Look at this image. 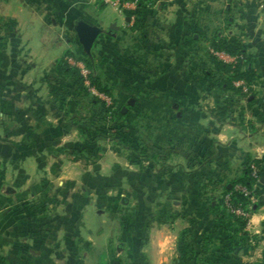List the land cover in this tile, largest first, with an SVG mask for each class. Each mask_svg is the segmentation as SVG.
<instances>
[{
  "label": "crops",
  "instance_id": "0c3cea01",
  "mask_svg": "<svg viewBox=\"0 0 264 264\" xmlns=\"http://www.w3.org/2000/svg\"><path fill=\"white\" fill-rule=\"evenodd\" d=\"M115 1L109 6L121 14L136 9L133 1L121 0V6ZM99 3L108 6L101 0H0V20L13 24L5 44L10 65L0 69V264H85L93 256L94 243L83 239L78 224L84 210L79 180L61 181L68 162L81 170L67 153L79 145L78 135L48 98L45 81L54 61L72 50L65 37L74 33L77 20L113 31L106 44H123L121 55L105 57L114 75L121 71L124 89H138L131 76L139 73L144 87L155 91L141 103L135 99L145 113L126 107L144 146L160 154L154 168L145 162L129 172L130 187L137 174L140 208L125 232L131 263L264 264V177L249 239L241 246L225 240L210 208L223 186L241 177L245 164L258 161L264 174V0H224L222 6L220 0H155L144 10L154 20L145 21L143 29L127 15L120 26H111L115 29L105 26L98 13L106 6ZM23 19L34 28L27 40L21 35ZM161 22L159 30L150 28ZM215 33L245 46L246 67L257 75L252 102L210 81L203 88L196 83L200 69L209 67ZM100 40L94 53L104 54ZM152 40L158 43L150 47ZM219 61L232 64L235 58ZM215 106H227V116L215 118L210 112ZM206 138L215 155L200 165L192 159ZM85 180L80 175V183ZM54 184L76 187L63 196L62 207L50 204ZM108 248L107 243L105 253Z\"/></svg>",
  "mask_w": 264,
  "mask_h": 264
},
{
  "label": "rangeland",
  "instance_id": "374dc122",
  "mask_svg": "<svg viewBox=\"0 0 264 264\" xmlns=\"http://www.w3.org/2000/svg\"><path fill=\"white\" fill-rule=\"evenodd\" d=\"M115 1V0H114ZM119 6H121V0H118ZM153 2L155 0H152ZM116 2V1H115ZM158 1H156V5ZM218 3V2H217ZM224 4V0H220L219 6H222ZM100 4L99 7L106 6L102 9L101 12L98 13V17L104 21L105 26H108L109 28L112 25H116L117 27L121 25L122 23V15H126V10H122V14L120 12H117L113 7ZM119 9V8H118ZM119 9V10H120ZM157 9V7H156ZM170 10L166 11V14H169ZM150 16H147L146 19L148 20H154V17L152 16V13H150ZM164 18V14L162 15ZM170 17V16H169ZM161 19V17H158ZM145 20V21H148ZM162 22L164 19H161ZM24 23L21 26V35L27 39L33 37L34 34V28L30 25L27 19H23ZM160 21V20H159ZM149 22V21H148ZM152 22V21H151ZM161 23L153 24L150 28H157L159 30V25H162ZM153 23V22H152ZM36 27V26H35ZM36 33V31H35ZM37 34V33H36ZM6 30L4 28H1L0 30V37H5ZM107 35H110L111 37L114 36L113 31L105 30L102 32L100 36H98L97 39H101V46L104 45L105 51L104 54L102 52L94 53L91 52L90 56V63L91 66L88 68L85 63H82L81 61H75L72 58H76L78 60H82L83 57L88 59V56L84 53L82 50L80 44L77 41V37L74 33H69L65 39H67L68 48L72 49L71 53L73 54L72 58L68 59V62L73 65V63H81L82 68L77 66V68L80 70H85L83 76H84V85L88 90L89 96L86 97L89 99L91 96L99 99L100 101H104L107 105H111V103H114V118L118 119V111H120V108L128 107L130 109H133L135 104V99L137 102L141 103L144 101L143 98L147 97V95H153L155 91L150 90L148 87H144V85L141 83V77L139 73L133 74L131 76L132 87H134L133 84H136L138 86L137 88H132L130 90H126L123 87V84L121 83L122 79V73L120 71V74L114 75L111 65L107 62V59L105 56L108 54L111 55H121L123 44L119 43V46H115L114 43L106 44ZM8 38V37H7ZM127 42V41H126ZM156 43L155 40H152V42L148 43L149 46H154ZM75 48L78 49V52L75 51ZM211 51V50H210ZM209 51V52H210ZM208 61V59H207ZM209 64V61L208 63ZM76 65V64H75ZM213 71L214 68L208 67L207 70ZM81 71V70H80ZM149 74V73H147ZM150 75V74H149ZM89 76H94L99 78L103 86L107 88L108 94L104 93H98L96 90L90 85ZM153 75V79H154ZM201 76V77H200ZM198 76L199 79L196 81V83H201V87H205V82L214 83L217 85L216 89L220 90L221 80L224 78L220 77L221 73L215 72L213 73L212 77H205L204 75ZM154 81V80H152ZM150 86V85H149ZM6 92V91H5ZM4 92V93H5ZM6 97L9 96V93L6 92ZM249 93V92H247ZM250 94V93H249ZM248 94V95H249ZM86 99V100H87ZM130 99H134V105L129 106L128 101ZM86 101L83 102L81 111L83 114L86 113ZM217 106L211 109H215ZM134 114L138 115L141 113H145V109L143 107H135ZM7 111H11L12 108L7 107ZM132 111V110H131ZM128 123L131 127V132L129 134V139H125L122 141V143H111V142H100L98 144V152L100 155V159L97 160V162L94 165H85V163L79 162L81 166V170L74 169L70 165V162L66 164V169L63 173L62 182L68 181L69 179L73 180L74 178L79 180L77 182V189L80 188L81 193L83 196V216L80 220H78V224L83 226L82 229V237L83 239H91L93 241V256L86 257L85 264H96L97 260H99L100 255L105 250L106 245L108 243L109 248L107 253H104V257L101 259L99 264H132L130 259L132 257L131 251L128 248V239L126 240L125 235L126 229L132 225L136 221L137 214L139 213V202L137 201V194H138V186H137V174L135 175V183L136 185L129 186L128 185V179L130 177V173H135L138 171V169L145 167L146 160H143L142 158L135 157L138 155L132 156L130 151L128 150V147L130 146L132 149H136V151H139V148L144 146V143L142 141V135L140 134V130L138 129V123L129 121V117H127ZM79 140V139H78ZM69 149V148H68ZM154 151V146H150L149 152L150 155ZM152 152V153H151ZM153 155V154H152ZM151 155V156H152ZM72 158V157H71ZM136 158V159H135ZM70 160V159H69ZM68 160V161H69ZM73 160V159H72ZM149 165H151L149 162H147ZM257 164L255 161L251 162L250 164ZM152 167L154 168V164H152ZM258 167V166H257ZM95 168V169H94ZM259 169V176H260V183L259 187L257 189L258 193L256 196L257 202L252 204V210H251V216H250V222L246 223L245 221V227L244 232H247L251 225L252 215L254 211L258 208V203L260 201V187L262 182V177L260 175V168ZM130 172V173H129ZM80 175H84L87 180H85L83 183H80ZM81 185V186H80ZM74 190H76V187L72 185H62L61 184H54L49 190L50 193V204L52 205V208H58L62 207L64 205V201H62L63 196L68 198L70 193H73ZM223 193L222 192L217 195V199H220L219 197ZM130 195L136 199L132 200L130 198ZM68 203L70 202L69 199H67ZM217 203V201H216ZM38 207V206H36ZM40 207V204H39ZM234 216V215H233ZM73 236V235H72ZM109 241V242H108ZM86 248H84L85 250ZM119 249V250H118Z\"/></svg>",
  "mask_w": 264,
  "mask_h": 264
},
{
  "label": "trees",
  "instance_id": "16d2710c",
  "mask_svg": "<svg viewBox=\"0 0 264 264\" xmlns=\"http://www.w3.org/2000/svg\"><path fill=\"white\" fill-rule=\"evenodd\" d=\"M136 3V9L133 11H127L128 17L135 16V27L143 29V25L147 16L145 14V8L153 3L152 0H130ZM264 10V5H263ZM4 28L6 30L5 37H0V69H7L10 65L9 57L5 51L6 39L8 32L13 28L11 20H0V30ZM94 43L91 52H94L97 47V41ZM210 52L208 53L209 67H213L214 70H207L208 67L201 68L200 73L205 77H212L213 73H221L220 89L229 90L239 97H244L246 101H249V93H251L250 86L257 80L256 72L246 67L245 62V46L236 38H224L221 35L215 33L209 41ZM215 52L224 53L228 56L235 58V62L232 64H225L217 59L214 55ZM71 51H65L64 54L56 59L47 75L46 83L48 88V98L55 104L56 108L60 111L63 122L76 131L79 139V145L67 149V153L72 157L74 161H80L85 165H94L100 155L98 152V144L100 142L122 143L123 140L129 139L131 127L128 123V113L122 114L121 110L118 111V119L114 117V103L107 105L104 101H100L95 97L89 96L88 90L84 85V76L81 71L74 65L68 62L69 58H72ZM86 57V56H85ZM83 57L82 60L72 58L75 61H81L90 68L91 56L88 59ZM90 85L98 93L108 94L107 88L103 86L102 81L94 76L88 77ZM235 81H243L248 86L249 93H243L241 88H236L233 83ZM87 99V100H86ZM86 101V113L81 111L83 102ZM231 103V102H230ZM227 106L216 107L212 109L211 114L221 120L227 116ZM150 147L142 146L139 151L132 149L130 146L128 150L131 155H138L135 157L146 160L151 165L157 163L160 159V154L155 150L153 155H150ZM215 155L213 149L212 140L204 139L199 142L198 149H195L193 159L199 162L200 165L207 164ZM136 159V158H135ZM260 168V175L264 177L263 170L258 161H255ZM241 186L247 190L252 188V178L250 176V170L248 163L244 165L242 175L240 178L231 181L229 184L223 186V193L216 199L215 205L210 206L214 213H217L219 218L216 220L215 225L218 228H222L225 236V240L229 243H237L235 247L241 246V243L246 242L249 237L244 232L245 222L233 216L229 213L225 207V196L229 195L230 202L233 205L245 206L248 204L249 199L243 194L235 190V186ZM3 186V174L0 170V190ZM257 189L252 193L257 195Z\"/></svg>",
  "mask_w": 264,
  "mask_h": 264
},
{
  "label": "built area",
  "instance_id": "2783aa9c",
  "mask_svg": "<svg viewBox=\"0 0 264 264\" xmlns=\"http://www.w3.org/2000/svg\"><path fill=\"white\" fill-rule=\"evenodd\" d=\"M105 4L115 5L116 2L114 0H101ZM214 55L217 57V59L223 60L225 58L224 53L215 52ZM76 64V65H75ZM74 66H79L82 68L81 63H73ZM81 70V73L84 74L85 70ZM233 85L236 88H241L243 93L248 92V86L243 81H235ZM248 168L250 170V176L252 178V188L251 190H247L244 187H241L239 185L235 186V190L243 194L245 197H248L249 202L245 206L241 205H233L230 202L229 195L225 196V207L229 213L234 215L236 218L245 221L246 223L250 222V216H251V210H252V204L257 202L256 196H254L252 193L258 189L259 183H260V176H259V169L255 164H249Z\"/></svg>",
  "mask_w": 264,
  "mask_h": 264
},
{
  "label": "water",
  "instance_id": "95a60500",
  "mask_svg": "<svg viewBox=\"0 0 264 264\" xmlns=\"http://www.w3.org/2000/svg\"><path fill=\"white\" fill-rule=\"evenodd\" d=\"M74 31L77 37V41L80 44L82 50L87 56H90L92 47L96 42L98 36L102 34V30L97 26H92L85 23L82 20H77L74 22ZM111 29H115V27H111ZM129 106L134 105V99H130L128 101ZM127 108H122L121 113L125 114Z\"/></svg>",
  "mask_w": 264,
  "mask_h": 264
}]
</instances>
